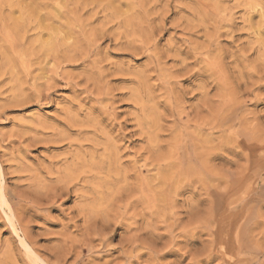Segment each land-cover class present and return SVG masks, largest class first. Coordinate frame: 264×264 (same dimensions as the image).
<instances>
[{"label":"rangeland","instance_id":"374dc122","mask_svg":"<svg viewBox=\"0 0 264 264\" xmlns=\"http://www.w3.org/2000/svg\"><path fill=\"white\" fill-rule=\"evenodd\" d=\"M99 1L101 0H42L43 5L42 7L39 8L38 12H41V13L44 12L43 14L51 13L53 15L54 13H56L55 15H57L59 12H82L84 13L82 14V17H86V18L88 17V15L95 13V12L96 13L97 12H109L103 6H101L102 3ZM139 1L140 0L138 1L130 0L127 2L132 7L133 12H140L141 13L140 15L143 16V19L144 20L146 19L143 26H145L146 29L148 30L154 31L152 35L150 34L149 35L152 37V39H157V40H151L150 39L151 37L149 38L147 35L145 36V37H148L149 41L150 40L152 42L155 41L154 43L152 42L149 43L148 41V43L152 45L148 46L149 48L147 52L144 50H140V51L136 50L134 53V50L132 48H128V47L120 45L119 40L115 41L114 39H117L116 34L122 29L117 31L116 28L113 29V27L110 28L109 30L107 29L106 31H104V33L102 34L103 35L102 37H99V38L96 37L99 43L97 44L96 42L97 40L95 39L96 40L95 45H91L95 47H92L93 49H91V46H88L87 45L88 43H86L88 39L87 38L85 39L83 34L81 33H80L81 35L78 34L79 32L78 28H74L76 32L73 35L75 36V38H77L76 40L77 42L75 41L72 42V37L75 40L73 35L69 41L71 43H77L76 44L77 47H80L78 45H81L83 43L84 45H82L80 49L82 48L84 49L85 48L84 46L86 43L87 45L86 48L90 47V51L87 54L83 55L81 59L71 62V65H69L70 63L61 64L60 70H58L57 74L54 73V71L56 70L55 69L56 65L54 64L55 62L51 58L45 59V62H43L42 58L37 59V56H34V55L31 57L32 59H31L30 74L29 76H26V77L24 73L19 74V76L15 75L16 76L15 78L14 76L11 77L9 76L7 70H4V71H7V73L5 72L6 75L5 74L2 75V72H4L3 69L5 68H2V66H0V76H1L0 77V175H2L1 178L4 179L6 189L12 195L19 197L21 200L23 199L25 203L26 202L29 203V201H34L35 203L40 204L39 206L40 208L38 207L37 210L34 209L33 207H29L24 213H20V210L17 212L18 215L16 213V215L19 218H21L20 219L21 223H24V224H21L22 226L25 227V228L23 227L24 233L27 231L25 235L27 234L26 240L28 241H26V243L28 244L27 246L28 248L24 247L20 243V239L18 238L17 234L21 235L20 234L21 232H17V234L13 232L11 224L7 220L8 216H10L7 208L0 207V264H41L42 261H45L48 264H52V263L58 264L57 260L61 261L59 262V264H74V263L76 264L78 263L79 264H130V262L131 264H222L221 260L217 256H215V254H213L214 253L213 244L215 240L216 224L212 220L213 214H212V209H210V207L212 208V205L210 203L211 202L210 197L208 198V195L206 193L207 190L205 189L206 187L203 188L204 182H206L204 180L205 179L209 180L207 176L208 174L204 173L205 171L203 172L201 171L202 173L201 178H204L205 176V179H199L200 174L198 173V171L196 172L194 171L193 172L194 174L193 173L192 174L195 176H199L197 179H195L196 177L189 176V177H186V179L184 178L183 181L180 180L182 181V183H180V181L178 183L176 180V182L179 184L178 187L180 185L182 187L179 189L176 188L177 191L181 189L180 192H177L176 190L175 191L172 190L171 185H169V183L173 182V180H169V177H168V185L167 183L165 185L169 186V188L167 187V189L171 188L170 190H172L173 192L167 189L165 190L161 188V190L167 191L166 193L164 191L161 192L162 194L165 193L162 195V197L165 196L167 198L165 199L161 198L160 201L164 199V202L162 201L163 203L159 201L160 198L158 199V202L157 200H155L156 203L153 202L154 205L152 204L153 208L151 206L150 211L145 209L146 207L141 205V203L140 205L139 203H136L137 202L135 201V199L137 200L136 196H135L136 198L131 199L132 201L129 200V203H128V201H126L128 200V198L127 199L125 198L127 196L123 195V197H121L120 200L119 199L117 200L119 203L112 201L110 204V202L107 200L109 191L106 189V186H104L103 184H100L99 186V188L101 189L100 191V189L98 188V181L95 179L92 180V178L91 179L89 178L90 180L88 179L86 184H84V189L81 186H77L76 188L72 189V192L70 191V193H67L66 196H64L65 195L64 194L63 197H59V198L58 197L44 198V195L46 194L48 195V193H51L53 191L55 184L53 183L51 179L55 177V169L57 168L62 169V163H63L65 156L69 158L71 154L79 152L80 150L88 151V148L91 144H87V143L88 142L93 143L92 140L90 141V140H85L82 137H77L78 136L76 135V133H78L77 131L83 128L86 129L84 127L86 124L83 125L82 128L72 126L69 123V117L72 115H73L72 117L77 120L78 119L82 120L84 116H86V118H89V119L90 118L95 119L99 117L100 118L99 121L102 120L103 123L101 122L98 125V124L89 122L87 123V125L89 124L88 125L89 128L90 127L92 128L94 125H97L98 128H101V127L103 128L105 126L104 131L108 134V139L110 141L112 139L114 143H117L119 145V147L118 145L116 146H117V149L119 148L118 150H120L119 151L120 162L122 166L127 168L128 170L133 168L132 165L133 166L136 165V167H139V169L141 170L142 169L141 166L144 164L143 158L144 159L147 158V155L149 154L148 151H152L155 154H158L159 153L158 151L160 152L162 151L163 153L162 154L159 153V154L164 155L167 152L166 146L169 143H171L173 139L175 138V135L177 134L181 123L188 122L191 128H193L194 126L195 129L196 128L198 129L199 126L200 128H208L207 126H203L202 122L204 123V125L205 124L208 125L209 123H211L213 113L217 112V109H218V113L219 112H221L222 114L223 112L227 113L225 111L226 108L223 106L220 100V95L221 94L223 95V91H224V90H221L222 93L220 92L221 86L219 87V84L221 85L220 83L221 77L223 78L226 77L225 83L230 81L229 83H227L228 87L233 82L230 87L231 89L233 87L236 88V89L233 88L232 90H230V88L229 90L227 89L228 93L229 91H232L230 93L233 94L235 93V91L233 90L238 89L236 92H239V93H236V96L234 94V102L240 101V99L241 101H245V103L242 102L243 105L242 103H240L241 102L240 101L237 104L239 107L236 106L237 108H239V110L242 109V111H244V112L242 111L239 112V116H237V118L241 120L243 117L245 118V120L246 118H249L247 119V121L248 122L250 120L252 121V123L251 121L249 122V127L251 126L250 129L253 128V131L258 128L256 127L258 126L257 124L260 125L261 123L262 125L261 129L264 126V69H263L264 68V49H263L264 46L262 47V44L264 45V0H167V1L166 0H141L142 1V2L140 1L141 3ZM27 2H29V0H27ZM0 7H1L0 12L2 13V15L0 13V20H2L3 22L6 21L4 22V24L6 23L5 25L9 23L7 25V27L9 26L7 30L13 33L12 34L13 36H16L17 38L18 36H21V38L24 37L25 43L23 44L25 47H28L31 41L36 38L37 31L33 29H28V28L25 29L24 27H22L21 24L23 23V21L26 20L25 19L26 17L24 18L25 20L19 19L21 18V16L19 15L18 12H16L17 14L14 13L12 17L15 22L21 23L20 24L21 26L19 28H16V30L15 28L13 29L14 26L12 25V22L7 21L8 16H9L8 7L6 5L3 6V4L0 5ZM120 10L121 12H126L127 8L124 5H122ZM146 14L148 17L146 16ZM163 14H165L164 15L165 18L162 17ZM160 15L162 16L160 17ZM207 15H210V17ZM99 17L102 18V15H100ZM149 17L151 18V20ZM161 18L163 19V22L161 21L162 24L158 21V20H161ZM83 19L85 20V18ZM2 21L1 23H3ZM1 23H0L1 25L0 27H2ZM94 23H92L94 26L90 24L92 26L89 25L87 29L90 27L98 28ZM101 24L102 23H100L99 21L98 25L100 26ZM111 25L109 27H111ZM53 26H58V24L53 25ZM149 26H151V28ZM189 29L191 31H189ZM32 30L33 32H35L34 34L32 33ZM114 30H116L115 31L116 33L114 32ZM148 30L147 32H149ZM16 31L18 34H16ZM25 31H27L28 33L26 32L27 33L26 34ZM108 31H110L111 34L113 33L114 34L111 35L109 33L110 35H108L107 34ZM160 31L161 33H159ZM22 33H25V34L23 35ZM79 35L81 36L80 38L78 37ZM107 35L110 37H108ZM153 35L155 36V38ZM113 36L114 38H112ZM108 38L110 39L112 38V39L110 40ZM81 39L84 40L85 43ZM113 40L115 41L114 43L115 45L113 44L114 42ZM80 41L82 42L80 43ZM78 42L80 44H78ZM150 46L152 48H150ZM115 47L117 49L122 47V49L120 48L121 50L119 49L120 51L119 52L118 50H116ZM131 50H133V53ZM97 51L99 54L97 53ZM20 52L17 53L18 55L16 54L17 57H19L22 54V52H24V50ZM131 54L133 56H131ZM38 55H41V54H38ZM98 55L100 56L99 58L103 60V62L102 60H100L101 62L98 60L99 59ZM195 55H196V59L194 58ZM154 57H156L155 58L156 60L154 59ZM49 60L50 62L51 60L53 61L52 64L54 66L50 64V62H48ZM41 61L45 63V65ZM35 62L37 63V67L32 66V65L36 66ZM39 62L41 63V65L39 64ZM100 63H103V64L100 65ZM157 63L160 64L161 66L160 65L157 66L158 65ZM260 63H261V67L258 68V65H260ZM127 65H129L130 68ZM210 65H213V68L217 71L214 77H216V75L218 76V79L216 77V80H217L216 84H218V86L214 84L213 81H211V79L208 78L211 72H214V73L216 72L215 70L209 72L210 70L213 69L212 66ZM107 66H110V67H107ZM209 66L212 69H210ZM220 66L223 70L220 68ZM40 67H43L44 70H46L45 68L48 67V69H50V71L47 69V71H49L48 73L49 75L47 74L46 71L44 70L41 71ZM255 67L258 69H256ZM105 68L109 70H113V69L114 70L113 72L108 70L109 71L108 72V71H105L106 70ZM208 69L210 70L208 71ZM177 71L179 72L185 71V72H182L183 74L182 76V74L180 75V73ZM205 71H207L208 74H206ZM239 72L243 74L241 75ZM115 73L116 75H114ZM117 73L118 74L121 73L120 76L117 75ZM247 73L249 75L251 74L253 75L254 73V76L252 77V76L246 75ZM256 73L257 75L259 73V76H262V77H258L257 75H255ZM129 74L130 75L132 74L133 77L129 76ZM148 74L150 75L148 76ZM35 75L36 76L38 75L37 76L38 79L36 80L33 79ZM42 75L44 76L42 77ZM121 75L123 77H121ZM226 75H228L229 77ZM134 76H136V78H134ZM140 77L142 80L140 79ZM145 77L147 78V83L145 82L146 80ZM170 77H172V79ZM250 77L252 80L250 79ZM256 77L258 78L259 82H257L258 80L255 79ZM52 78L56 82V84L52 80ZM259 78H261L262 80ZM48 80L49 81L51 80L50 81L51 83L48 82ZM142 81L145 82V85L147 84L148 87L147 85L144 86V83H142ZM34 82L35 83L38 82L36 83L37 88H34L35 86ZM91 82L94 84L95 82H99L98 85L100 84L101 86L103 84L102 86L103 89L99 88V86H97V88L93 86L94 88H96L95 90H98L97 94H94L96 92H94V88H92L93 84H91ZM45 83H47V85ZM121 83H124V84H121ZM252 83H254L255 85H252ZM20 86L22 88H20ZM248 86H250V89L248 88ZM89 87L91 88L90 90H92L91 93H89V91H86ZM111 87L113 89H111ZM143 87H146L145 90ZM201 87L204 89H201ZM208 87L210 88L208 89ZM38 89L41 91V93L44 91L42 93V95L44 96L42 97V99L37 98L35 95L36 94L35 92H37ZM104 89L106 90L105 93L103 92ZM99 90L101 93L99 92ZM206 90H209V91L207 92ZM242 91L244 92V94ZM98 92L100 94L102 93L106 94L108 92L110 94L111 93L113 94L111 95L106 94L107 97L103 96L102 94V96L101 97L99 96L100 98H98L97 97ZM206 92L208 96L206 95ZM14 93L15 95H13ZM225 93H227V91ZM92 94L96 95L95 97H97L98 99L103 98L102 101L97 102L96 100L97 98L94 99L95 97ZM45 95L47 97H45ZM109 95L111 97H108ZM115 95L117 97H115ZM237 95H239V98H237L238 97ZM24 96L25 97L27 96L26 99L28 100H26ZM13 97H15V99H12ZM122 97L123 99L125 98L126 102L122 101L123 99L121 100ZM208 97L211 100L208 99ZM89 98H91L92 100L94 99V101H92ZM113 98H114V101L111 102ZM104 99H107L109 101L105 100L104 102ZM207 99L209 100V102L207 101ZM128 100L131 102H128ZM13 101H17L18 104L17 102L13 103ZM90 101L94 102V104L91 103ZM119 101L120 102L122 101V103H120ZM102 102L105 103L104 104L105 106H108L107 108H105V106L104 107L102 106L103 109L105 108L104 109L105 111L103 110L104 112L103 111L101 112L102 110L101 105L103 104H100V103ZM79 103H81L80 104L81 106L79 105ZM113 103H115L114 104L115 106L113 105ZM208 103L210 105H208ZM92 104L94 106H92ZM110 104L113 105L114 108L113 107L110 108L111 107ZM138 104H141V105L138 106ZM220 105L222 106V108L224 107L225 109L224 108L222 109ZM211 106L213 108L214 106L217 107V108H214L216 109V111L213 108H211ZM219 107L222 111L219 110ZM77 108L79 110L78 111L79 113L77 112ZM71 109H73L74 111L73 110L71 111ZM111 109L114 110V112H112ZM136 110L138 114L136 113ZM85 111L88 112V115L90 117H88V115H85L87 114ZM115 111H117L116 112V114H118L117 116H115L116 115ZM67 112H68V115H67ZM89 113L93 114V116ZM150 114H151V117H153V119L149 118ZM131 115L132 116L134 115V117H132ZM142 116H144L145 118ZM137 118H139L142 121L137 120ZM115 120H118L121 123V125L120 124L118 125L117 123L119 122H115ZM131 120H134V122L132 121L133 124L131 123ZM196 120L199 126L196 125ZM65 121H67V123L69 124L65 123ZM137 121L140 122L141 127H143L141 128L142 130L140 129V127H137ZM247 121L245 122L248 123ZM40 123H43L44 127L38 128V125L39 126L42 125ZM250 123L253 125H251ZM102 124L103 126H101ZM111 124L112 125L114 124V125L112 126ZM171 124H172V127H174V129L171 127ZM148 125L149 127L150 125L152 126L150 130L148 128ZM88 126L86 127L88 128ZM194 128L191 129L190 131L193 132ZM197 129L194 133L198 134V136H196L195 138L198 137L197 138L198 140L196 139V141L197 143L199 142L200 147L203 146V144H205L206 142L212 141V140H213V144L216 143V145H218L221 143L220 140L224 142L225 140H223V138L225 139L227 138L226 135L222 134L220 131L213 133V135H210L209 137L207 132H204V131L199 132V130ZM259 130H256V131L259 132ZM262 130L260 132H262ZM63 131L65 132L63 133ZM89 131L91 130L89 129ZM112 131H114L115 133ZM118 131H121V132H118ZM122 131H125V133ZM142 131L146 132L147 135H149V133H152V135L155 133L156 136H159L157 137L158 140L157 138H156L157 141L155 140L156 145H158L159 143L158 145L159 148L155 146L153 150H150L151 146H150V143L148 142L149 137L146 136V134ZM141 132L143 133L142 135H140ZM30 133H33V134H30ZM52 133L59 134V137L62 136V134L66 135V133H68V136L70 134L71 139H75L77 137L78 139L81 138L82 140L80 139L81 142L78 145L77 143H75V142H78L76 141L78 140L76 138L73 141L74 144H72V140L69 139L68 136L66 135L64 137H66L67 140L69 139V142L71 145L69 144L68 141L65 140L64 137L62 138L60 137L59 140L61 141V143H59L60 142L58 140L59 137L53 140L54 142L57 141L56 143H54L52 140L48 139L50 134ZM113 133L114 134L117 133V134L112 136ZM129 133L130 134L132 133L131 135L133 136H131ZM135 134H137V136H135ZM260 134L262 135V137L261 135H258L259 138L261 139L260 142L261 143L263 142L264 144V139H262L264 138V133L263 134L260 133ZM121 135L123 136L121 137ZM90 136L91 135L89 134V137ZM220 136L222 137L220 138ZM116 137L117 138L119 137V138L116 140ZM138 137L139 138L141 137V138L139 139ZM96 138L94 139L95 142H98V143L105 142V139L103 136L101 137V139L100 137L97 139ZM206 139L207 140L209 139V140L207 141ZM40 140L43 142H41ZM200 141H202L203 143ZM82 142H84L83 143L84 145H82ZM226 145H229V144H226ZM222 146L223 145H220L219 147L222 148ZM138 148L141 149V151ZM220 148L217 150H220ZM226 148L227 146L224 149H221L219 153L215 151V153L219 155L220 159L217 158L212 162V165H214L213 168L215 167L214 170H217L215 172L218 175L215 174L214 171L212 172V174L214 173V176L217 175L216 180L218 179L219 180L218 182H220L222 178H224L225 180L226 179L225 177H227V175L233 176L234 174L239 173L238 171L236 172L237 169L240 171V168L238 167H243L241 165L246 164L243 159L240 160L239 158L237 159V157L232 158L231 155L227 157V154H225ZM232 148L234 149V146H232ZM237 150L235 147V151ZM137 151H140V152H137ZM206 151L207 149L203 151L201 150V152H206ZM227 159H228V162L230 160L229 163L227 162ZM234 159H237V161ZM135 160L137 161V163ZM258 161L263 162L264 156L259 157ZM239 162L243 164H240ZM204 164L205 166H207L206 163ZM153 169L154 168H150V167L149 169H147L148 170L147 176H149L150 179L152 178V176H155L157 174L156 173L157 170L156 169L153 170ZM34 176L37 179L35 181L40 182L41 187L43 188L39 187L35 189V187L31 186V183H32L31 181L34 180L33 179ZM158 176L162 177L163 179L164 175L162 176L158 175ZM158 176L156 175V178H158ZM100 177L105 178V175H99V178ZM218 177L221 179H219ZM263 178H264V173H261L260 175L256 177L255 180L260 181ZM162 179H160V181ZM194 179L196 180V182ZM193 180L195 182V183L193 182L195 185H190L192 184L191 182ZM198 180L200 183H202L203 186L198 182ZM201 180L204 182H202ZM41 181L44 182V184ZM223 181L221 182L223 183ZM176 182L174 184H177ZM162 183L163 181L161 182V184ZM207 183L205 184L207 185ZM92 184H94L95 186H92ZM153 184L155 185V187H157L155 188V190H158L159 187L156 185L159 183H157V181H154ZM171 184H172V187L174 188L175 185L173 186V183ZM224 184H220V187L225 188L224 191H226L227 186L226 184L225 185ZM175 187H177V185ZM163 188H166V186H163ZM40 189L42 190V192H40L41 191ZM220 189L222 190V188ZM242 189L241 191L238 190L237 192L234 190L231 193V195L234 194V192L236 193L237 196L239 195L244 196L248 194L249 189L247 185L245 187H242ZM34 190L35 191L37 190V192H34ZM155 190H154V193H157ZM160 191H158V193ZM74 192L76 194L78 193V195H76ZM169 192L172 194L174 193L177 196L171 194V196H175V197H171L169 196ZM238 192H242V193L240 194ZM37 193L44 194L42 195L43 196L42 198L44 199L39 198L37 196ZM159 194L158 195L156 194L157 196L156 199L160 196ZM208 194L210 195L209 192ZM236 195L235 196L233 195V197H236L238 199V200H235L237 203V201H240V199L243 197L239 196L240 198H238ZM80 196H83V197H80ZM256 196L257 195H255L254 197ZM86 197L87 199H85ZM100 197H102V200ZM25 198H28V199L25 200ZM171 198L172 199L174 198L173 201ZM234 199L232 200L233 202H235ZM12 201L15 203V202H18V199L13 198ZM78 201H81V203ZM165 201L166 203H169L168 207H166ZM259 201H258L259 204L258 203L257 204L260 207L258 205H255L256 203H252L251 205L255 206L254 210L256 211L254 212L256 213L254 214L255 216L256 214H258L256 216L257 218H259L257 221H260L259 222L260 226L259 228L255 230L254 233H255L256 238L262 240V236H263L262 232L264 231V219H263L264 218V205H263L264 199L259 200ZM132 202L133 204H131ZM208 202L210 203V206ZM99 203H100V206L98 207L97 204ZM260 203H263V204L260 205ZM171 204L173 205L170 208L169 205ZM243 204L244 202L242 203V201L236 204L237 206L236 212L241 210ZM115 205L119 207V209L116 208ZM124 206H126V208H124ZM81 208H84V213H88V211L90 212L89 214L90 220L89 222H87V224L84 223L83 220L81 219L82 218V213L80 212ZM105 208L107 210H105ZM115 208L117 209L116 212L118 213L114 212ZM143 208L145 209V211ZM96 215H97V218H96ZM100 216L103 222H107L108 223L107 226H109V229L108 227H106V229L103 232L104 235L106 234L107 236L110 234V236H108V238L110 239L109 240L110 244L108 247H104L105 249L104 248L102 249V247L99 246V241L96 240L97 238L95 236L88 235V233L90 232L91 226L93 228V227H98L100 225L102 221ZM76 217H78L79 219ZM90 221L93 223H91ZM80 224L81 226H79ZM262 225H263V228H262ZM89 238H92L91 242L88 241ZM129 239H132L131 242L132 241L134 242H132L130 246L129 244L127 246L126 244L129 243ZM87 244L88 246L90 245L89 247L91 248L93 247V249L95 250L92 249L93 251L92 250L88 251ZM72 245L73 247H70ZM109 247L112 249L111 251L110 249H108ZM120 248H123V250L124 249L125 250L122 251L121 253ZM261 248H262V245H261ZM263 248H264V245H263ZM65 249L67 251L69 250V252L71 251L72 252L71 253L68 252L69 253L68 255ZM81 249L83 250L81 251ZM126 249L127 251L132 250L133 251V252L131 251L132 254L126 253L127 252ZM106 252L109 254L106 255L107 254ZM124 254L125 255L127 254V257H124ZM212 255L215 256V257L213 256L214 259L212 258ZM76 257L78 261L75 262L74 260L76 259ZM128 257H130L131 260ZM207 257H209L210 259ZM61 259L62 260L64 259L65 261L64 260L62 261ZM127 260H129L128 261L129 263H127Z\"/></svg>","mask_w":264,"mask_h":264},{"label":"bare ground","instance_id":"6f19581e","mask_svg":"<svg viewBox=\"0 0 264 264\" xmlns=\"http://www.w3.org/2000/svg\"><path fill=\"white\" fill-rule=\"evenodd\" d=\"M102 1H104V2H102ZM127 1H130V0H101V1H99V2H101L102 3V5L101 6H103L106 10H108L109 12H95V13H92V14H90V15H88V17L86 18V17H82V14H84V13H82V12H57L58 14L57 15H55L56 13H54V15L53 14H51V13H47V14H43V13H41V12H38V10H39V8L40 7H42V5H43V2H42V0H29V2H27V0H0V5H2L3 4V6H7L8 7V9H9V16H8V19H7V21H11L12 22V25L14 26L13 27V29L15 28V30H16V28H19L21 25H22V27H24L25 29L26 28H28V29H33V30H35V31H37L36 33H37V35H36V38L34 39V40H30L31 41V43L28 45V47H25L24 46V44L23 43H25L24 42V37H22L21 38V36H18V38L16 37V36H13L12 34L13 33H11L9 30H7L8 29V27H7V25L9 24L8 22V24L7 25H5L4 24V22H6V21H2V20H0V23H1V21L3 22V23H1L2 24V27H0V38H1V40L0 41H2V42H0L1 43V45H0V56H1V65L0 66H2V68H5V69H3V71L4 70H7L8 71V74H9V76H11V77H13L14 76V78L16 77L15 75H17V76H19V74H21V73H24L25 74V77L26 76H29V74H30V67H31V57L34 55V56H37V59H40V58H42V61L43 62H45V59H48V58H51L55 63V71H54V73H58V70H60V65L61 64H66V63H70L69 65H71V62H73V61H77V60H79V59H81L82 58V56L83 55H85V54H87L89 51H90V47H88V48H86V46L88 45V46H91V45H95V43L97 42V44L99 43V41L97 40V38H99V37H102L103 35V33H104V31H106L107 29L109 30L110 28H112L113 27V29H115L116 28V30L117 31H119V30H121V31H119L116 35V37H117V39H114L115 41L116 40H119V42H120V45H122V46H125V47H128V48H132L133 50H134V53H135V51L136 50H144V51H148V46L149 45H152V44H149L150 42H152L151 40H157V39H152V37L150 36V35H152V33L154 32L153 30H148V29H146V27L145 26H143V24L145 23V20L143 19V16H141L140 14V12H133V9H132V7L130 6V4L127 2ZM138 1V0H137ZM141 1V0H140ZM139 1V2H140ZM167 1V0H166ZM142 2V1H141ZM140 2V3H141ZM144 2V1H143ZM101 3H99V4H101ZM104 3H105V5H104ZM122 5H124L126 8H127V10H126V12H121V10H120V8H121V6ZM140 5V4H139ZM6 7V8H7ZM1 8V7H0ZM103 11V10H102ZM5 12H6V10H5ZM16 12H18L19 13V15L21 16V18H19V19H24L25 17V21H23V23L21 24V23H18V22H15L14 21V19H13V14L14 13H16ZM1 13V12H0ZM40 13V14H39ZM17 14V13H16ZM102 15V18H100L99 16L100 15ZM166 14V13H165ZM165 14H163V16L162 15H160V17L162 16L163 18H165L164 17V15ZM1 15H2V13H1ZM6 15V14H5ZM211 15V14H210ZM210 15H207V16H209L210 17ZM213 15H215V14H213ZM87 16V15H86ZM146 16H147V14H146ZM145 17V16H144ZM148 17V16H147ZM206 17V16H205ZM83 18H85V20L83 19ZM150 18V17H149ZM212 18V17H211ZM2 19V18H1ZM4 20V19H3ZM17 20V19H16ZM150 20H151V18H150ZM208 20V19H207ZM99 21H100V23H102L100 26L98 25V23H99ZM148 21V20H147ZM160 23H161V21L163 22V19L161 18V20H158ZM95 22V23H94ZM98 22V23H97ZM150 22V21H149ZM152 22V21H151ZM53 23H55V24H53ZM58 24V26H53V25H57ZM92 23H94L98 28H94V27H90V28H88L87 29V27H89V25L90 24H92ZM177 23V22H176ZM21 24V25H20ZM112 24V25H111ZM162 24V23H161ZM179 24H181V23H179ZM12 25H11V27H12ZM93 25V24H92ZM92 25H90V26H92ZM111 25V27H109ZM145 25H147V24H145ZM151 25V24H150ZM1 26V25H0ZM94 26V25H93ZM95 26V27H96ZM163 26V25H162ZM179 26V25H178ZM10 27V28H11ZM109 27V28H108ZM150 28H151V26H149ZM74 28H78V34H83V36H84V38L86 39H88L87 41H86V43H88L87 45H86V43H85V41L84 40H82V41H84V43H85V48L83 49H80L81 48V46L82 45H84L83 43L81 44V45H78V46H80V47H77V43H71L69 40L71 39V37H72V35L76 32L75 30H74ZM155 28H156V26H155ZM161 28V27H160ZM164 28V27H163ZM182 28V27H181ZM186 28V27H185ZM190 28V27H189ZM14 30V31H15ZM33 30H32V33L34 34L35 32H33ZM62 30H64V31H62ZM112 30V29H111ZM110 30V31H111ZM116 30H114V32L116 31ZM147 30L149 31V32H147ZM160 30V29H159ZM28 31V30H27ZM27 31H25V33L27 32ZM30 31V30H29ZM110 31H108V35H110L111 34V32ZM158 31V30H157ZM183 31H184V29H183ZM189 31H191L190 29H189ZM145 32V33H144ZM25 33H22L23 35L25 34ZM28 33V32H27ZM26 33V34H27ZM110 33V34H109ZM112 33H113V31H112ZM116 33V32H115ZM158 33V32H157ZM159 33H161V31L159 32ZM16 34H18L17 33V31H16ZM21 34V35H22ZM80 34V35H81ZM114 34V33H113ZM113 34H111V35H113ZM150 34V35H149ZM156 34V33H155ZM78 36L79 38L81 37V36ZM101 35V36H100ZM107 35V36H108ZM148 36L151 40L149 41V39H148V37H145V36ZM26 36V35H25ZM74 36V35H73ZM106 36V37H107ZM154 36V35H153ZM77 37V36H76ZM97 37V38H96ZM108 37H110V36H108ZM22 40H21V39ZM74 38H75V36H74ZM90 38V39H89ZM92 38V39H91ZM104 38V37H103ZM103 38H101V39H103ZM112 38H114V36L112 37ZM111 38V39H112ZM154 38H155V36H154ZM97 41H96V40ZM100 39V40H101ZM108 39H110V38H108ZM110 39V40H111ZM29 40V39H28ZM77 40V38H75V40L73 39V37H72V42L73 41H75V42H77L76 41ZM105 40V39H104ZM113 40V41H114ZM82 41H80V43L82 42ZM96 41V42H95ZM115 41L113 42V44L115 43ZM148 41H149V43H148ZM109 42V41H108ZM118 42V41H117ZM116 42V43H117ZM155 42V41H154ZM154 42H152V43H154ZM3 43V44H2ZM79 42H78V44H80ZM212 43H214V42H212ZM118 44V43H117ZM116 44V45H117ZM115 45V44H114ZM113 45V46H114ZM212 45V44H211ZM119 46V45H118ZM155 46V45H154ZM264 45L262 44V47H263ZM92 47H95V46H91V49H93ZM117 47V46H116ZM115 47V48H116ZM156 47V46H155ZM194 47V46H193ZM121 49H122V47H120ZM120 48H116V50H118L119 51V49ZM124 48V47H123ZM150 48H152L151 46H150ZM158 48V47H157ZM120 49V50H121ZM263 49H264V47H263ZM22 50H24V52H22V56H21V58H20V56L19 57H17L16 56V54L18 53V52H20V51H22ZM126 50V49H125ZM128 50V49H127ZM133 50H131L132 51V53H133ZM155 50V49H154ZM157 50V49H156ZM150 51V50H149ZM206 51H208V50H206ZM120 52V51H119ZM122 52V51H121ZM153 52V51H152ZM21 53V52H20ZM91 53V52H90ZM97 53H98V51H97ZM131 53V52H130ZM137 53V52H136ZM201 53V52H200ZM211 53V52H210ZM209 53V54H210ZM38 54H41V55H38ZM99 54V53H98ZM139 54V53H138ZM148 54V53H147ZM154 54V53H153ZM158 54V53H157ZM205 54V53H204ZM212 54H213V52H212ZM211 54V55H212ZM18 55V54H17ZM140 55V54H139ZM161 55V54H160ZM263 55V54H262ZM131 56H133L132 54H131ZM138 56V55H137ZM144 56H146V55H144ZM153 56V55H152ZM208 56V55H207ZM206 56V57H207ZM100 56L98 55V58H99ZM122 57V56H121ZM156 57H154V59H155ZM194 58L196 59V55L194 56ZM201 58V57H200ZM36 59V60H37ZM192 59V58H191ZM51 60V62H50V60L48 61V62H50V64H52V61ZM99 61L100 60H102V59H98ZM106 60V59H105ZM152 60V59H151ZM156 60V59H155ZM193 60V59H192ZM192 60H190V61H192ZM207 60H208V58H207ZM35 61V60H34ZM41 61V62H42ZM149 61V60H148ZM263 61V60H262ZM37 62V61H36ZM35 62V63H36ZM42 62V63H43ZM101 62V61H100ZM102 62H103V60H102ZM156 62H158V61H156ZM160 62H162V61H160ZM184 62V61H183ZM196 62V61H195ZM201 62V61H200ZM258 62V61H257ZM34 63V62H33ZM38 63V62H37ZM37 63H36V66L35 65H32V66H34V67H37ZM77 63V62H76ZM216 63V62H215ZM236 63V62H235ZM250 63V62H249ZM39 64L41 65V63L39 62ZM44 65H45V63H43ZM48 64V63H47ZM101 64H103V63H100V65ZM115 64V63H114ZM113 64V65H114ZM119 64V63H118ZM122 64V63H121ZM152 64V63H151ZM158 64V63H157ZM203 64V63H202ZM242 64V63H241ZM255 64V63H254ZM53 65V64H52ZM99 65V66H100ZM112 65V64H111ZM160 64H158L157 66H159ZM183 65V64H182ZM186 65V64H185ZM199 65V64H198ZM237 65V64H236ZM257 65V64H256ZM255 65V66H256ZM46 66H48V65H46ZM54 66V65H53ZM52 66V67H53ZM66 66V65H65ZM128 67H129V65H127ZM161 66V65H160ZM201 66V65H200ZM210 66H212V68H213V65H210ZM210 66H209V68H210ZM218 66V65H217ZM251 66H252V64H251ZM263 66V65H262ZM44 67V66H43ZM43 67H40V70L41 71H43L44 70V68ZM50 67H51V65H50ZM49 67V68H50ZM64 67V66H63ZM107 67H110V66H107ZM155 67V66H154ZM199 67V66H198ZM236 67V66H235ZM243 67V66H242ZM261 67V63H260V65H258V68H260ZM39 68V67H38ZM130 68V67H129ZM149 68V67H148ZM147 68V69H148ZM180 68V67H179ZM188 68V67H187ZM212 68H210V69H212ZM215 68H216V66H215ZM218 68V67H217ZM220 68H221V66H220ZM253 68V67H252ZM256 68V67H255ZM258 68H256V69H258ZM46 70H44V71H46L47 72V74L49 73V71H50V69H48V67H46L45 68ZM47 69L49 70V71H47ZM103 69H104V67H103ZM106 70L105 71H108L109 69H107V68H105ZM116 69V68H115ZM156 69V68H155ZM154 69V70H155ZM194 69V68H193ZM210 69H208V71L210 70ZM219 69V68H218ZM222 69V68H221ZM264 69V68H263ZM2 70V69H1ZM114 70V69H113ZM113 70H109V71H112L113 72ZM120 70V69H119ZM131 70V69H130ZM150 70V69H149ZM188 70V69H187ZM192 70V69H191ZM202 70V69H201ZM207 70V69H206ZM213 70H215L214 68L212 69V70H210L209 72H211V71H213ZM223 70V69H222ZM243 70V69H242ZM247 70H248V68H247ZM255 70V69H254ZM261 70V69H260ZM7 71H4V72H2V75L3 74H5V72L7 73ZM102 71H104V70H102ZM108 71V72H109ZM186 71V70H185ZM185 71H182V72H185ZM193 71V70H192ZM216 71V70H215ZM258 71V70H257ZM256 71V72H257ZM90 72V71H89ZM95 72V71H94ZM93 72V73H94ZM118 72H120V71H118ZM143 72V71H142ZM147 72V71H146ZM145 72V73H146ZM177 72H179V71H177ZM182 72H179L180 73V75L182 74ZM188 72V71H187ZM218 72H220V71H218ZM222 72V71H221ZM254 72V71H253ZM44 73V72H43ZM107 73V72H106ZM124 73V72H123ZM191 73V72H190ZM205 73L206 74H208L207 73V71H205ZM217 73V71L214 73V72H211V74L208 76V78L209 79H211V81H213V83L214 84H216L217 82V80H216V77H217V79H218V76L216 75V77H214L215 76V74ZM225 73V72H224ZM240 73V72H239ZM255 73V72H254ZM254 73H253V75L251 74V75H249L248 73L246 74V75H249V76H254ZM38 74V73H37ZM64 74H66V73H64ZM103 74V73H102ZM111 74V73H110ZM121 74V73H120ZM120 74H118L117 73V75H119L120 76ZM170 74V73H169ZM178 74V73H177ZM200 74V73H199ZM241 74V73H240ZM243 74V73H242ZM241 74V75H242ZM6 75V74H5ZM49 75V74H48ZM100 75V74H99ZM114 75H116V73L114 74ZM124 75V74H123ZM127 75V74H126ZM150 74H148V76H149ZM175 75V74H174ZM180 75H178V76H180ZM191 75V74H190ZM218 75H219V73H218ZM255 75H257V73L255 74ZM38 76V75H37ZM36 75L34 76V80H36V79H38V77H37ZM44 75H42V77H43ZM119 76H117V77H119ZM129 76H132V74L130 75L129 74ZM168 76V75H167ZM182 76H183V74H182ZM198 76V75H197ZM226 76H228V75H226ZM245 76V75H244ZM258 77H262V76H259V73H258V75H257ZM1 77V76H0ZM48 77V76H47ZM61 77V76H60ZM121 77H123L122 75H121ZM125 77H127V76H125ZM133 77V76H132ZM132 77H131V79H132ZM138 77V76H137ZM151 77V76H150ZM164 77V76H163ZM190 77V76H189ZM199 77H200V75H199ZM229 77V76H228ZM243 77V76H242ZM10 78V77H9ZM19 78V77H18ZM29 78V77H28ZM50 78V77H49ZM134 78H136V76H134ZM133 78V79H134ZM149 78V77H148ZM166 78H168V77H166ZM171 79H172V77H170ZM226 78V77H225ZM225 78H223V77H221V79H220V83H221V85L219 84V87H220V92H221V90H224L223 91V95L221 94L220 95V100H221V103L223 104V106L226 108H224L225 109V111L227 112V113H225V112H223V114L221 113V112H219V113H221V114H219L218 113V109H217V112H212L213 113V116H212V119H211V123H209L208 121V125H204V123L202 122V124H203V126H207L208 128H200V126L197 124V120H196V125H198L199 127H198V129L197 130H199V132L200 131H204V132H207V134L209 135V137H210V135H213V133H215V132H217V131H220L222 134H224V135H226V139L225 138H223V140H225L224 142L222 141V140H220L221 141V143L220 144H218L219 146L220 145H223L222 146V148H220L218 145H216V143L215 144H213V140L212 141H208L207 139V141L208 142H206L205 144H203V146H201L200 147V145H199V142L197 143V141H196V139L198 138H195L196 136H198V134L196 135L194 132L196 131V129L194 128V126H193V128H194V130H193V132L192 131H190L191 129H193V128H191V126H190V124L188 123V122H185V123H181L180 124V126H179V129H178V132H177V134L175 135V138L173 139V141L171 142V143H169L166 147H167V152L164 154V155H160L159 153H163L162 151L160 152V151H158L159 153V155L158 154H155V153H153L152 151H148L149 152V154L147 155V158L146 159H144L143 158V165L141 166V170L139 169V167H136V165L135 166H133L132 165V169H127V168H125V167H123L122 166V164H121V162H120V154H119V151L120 150H118L117 149V146L116 145H118L117 143H114V141L111 139V141L108 139V134L104 131V127L102 128H98L97 127V125H94L92 128L90 127L89 128V124L87 125V123H89V122H91V123H95V124H100L101 122H102V120L101 121H99L100 120V118L99 117H97V118H95V119H89V118H86V116H84V118L82 119V120H77V119H75V118H73L72 116H68L69 117V123L72 125V126H76V127H81L82 128V126L83 125H85L84 127L86 128V129H79V131H77L78 133H76V135H78L77 137H82V138H84L85 140H92L93 141V143L92 142H88L87 144H91L90 146H89V148H88V151H81L80 150V148H79V152H76V153H74V154H71L70 155V157L68 158V157H66L65 156V158H64V160H63V163H62V169H60V168H57V169H55V177L53 178V179H51L52 181H53V183L55 184L54 186V189H53V191L51 192V193H48V195L46 194V195H44V194H41V193H37V196L39 197V198H42L43 196L42 195H44V198H47V197H51V198H56V197H63V195L64 196H66V194L67 193H70V191L72 192V189H74V188H76L77 186H81L83 189H84V184H86V182H87V180L90 178H92V180L93 179H95V180H97L98 181V188H99V186H100V184H103L104 186H106V189L109 191V194H108V201L110 202V204H111V202L113 201V202H117V203H119L117 200L119 199H121V197H123V195H125V196H127V197H125L126 199L128 198V200H126V201H128V203H129V200L130 201H132L131 199L133 198H136L137 197V200L135 199V201H137L136 203H139V205H140V203H141V205H143L144 207H146L145 209H147L148 211H150V209H151V206H152V208H153V202L154 203H156V201L155 200H157V202H158V199H159V201L161 200V198H167V197H162V195L163 194H165L167 191H164V190H161V188L162 189H167V187L169 188V186H167L168 185V177H169V180H173V182H171V183H173V186L175 185H177V187H175L174 186V188L172 187V184L171 183H169V185H171V188H172V190L173 191H175L176 190V188L177 189H179V188H182L181 187V185L178 187V183H179V181L180 180H182L183 181V179L185 178L186 179V177H189V176H192V177H196L195 179H197L199 176V179H205V176H204V178H201V171L203 172V171H205L204 173H207L206 175L208 176V178H209V180H207V179H205L204 181H206V182H204V181H202V182H204V186L202 185V183H200L199 182V180H198V182L203 186V188L204 187H206L205 189L207 190V195H208V198L210 197V200H211V205H212V208L210 207V209H212V214H213V218H212V220H213V222L216 224V231H215V240H214V244H213V254H215V256H217L220 260H221V262H222V264H264V248H263V243H264V231L262 232L263 233V236H262V240L261 239H258V238H256V236H255V230L257 229V228H259V226H260V221H257L259 218H257L256 216L258 215V214H256V216H255V214L254 213H256V212H254V211H256V210H254L255 208V206H253V205H251L252 203H256L255 205H258L259 204V202H261V201H259V200H263L264 199V178L263 179H261L260 181H257V180H255L256 179V177L258 176V175H260L261 173H264V161L263 162H259L258 160H259V157H261V156H264V144H263V142L261 143L260 142V138H259V136L258 135H261L260 133H264L263 131H264V126L262 127V129H261V123H260V125L259 124H257L258 126H256V127H258L259 128V126H260V128L259 129H261L262 130V132H260L261 130H259L258 128L257 129H255L254 131H256V130H259V132H254L253 131V128L252 129H250V127H249V122L251 121H247V119H249V118H246V120H245V118L243 117L242 118V120L241 119H238L237 118V116H239V112H241L242 111V109L241 110H239V108H237V107H239L237 104L241 101V99H240V101H236V102H234V94H235V96H236V93H239V92H236L237 90H233V91H235V93H233V94H231L230 92H232V91H229V93H228V90H229V88H230V90H232L233 88H235V87H233L232 89H231V85H232V83H231V85L228 87L227 85V83H229L230 81H228L227 83H225ZM244 78V77H243ZM247 78H248V76H247ZM40 79V78H39ZM51 79V78H50ZM130 79V80H131ZM140 79H141V77H140ZM139 79V80H140ZM145 82L147 83V78L145 77ZM250 79H251V77H250ZM255 79H257L258 80V78L256 77ZM259 79H261V78H259ZM9 80V79H8ZM22 80V79H21ZM52 80H53V78H52ZM67 80V79H66ZM135 80V79H134ZM138 80V81H139ZM142 80V79H141ZM144 80V79H143ZM204 80V79H203ZM252 80V79H251ZM262 80V79H261ZM20 81V80H19ZM44 81V80H43ZM51 81V80H50ZM49 80H48V82H50ZM54 81V80H53ZM123 81V80H122ZM165 81V80H164ZM222 81V82H221ZM15 82V81H14ZM45 82V81H44ZM55 82V81H54ZM145 82H143L142 81V83H144V86H146L145 85ZM190 82V81H189ZM206 82V81H205ZM251 82V81H250ZM257 82H259V80L257 81ZM262 82V81H261ZM23 83V82H22ZM27 83V82H26ZM35 83V82H34ZM36 83H38V82H36ZM36 83L34 84L35 86H34V88H37V86H36ZM51 83V82H50ZM90 83V82H89ZM88 83V84H89ZM98 83L99 82H95V84H97V85H95L94 83H92L91 82V84H93L92 85V88H94V87H96L97 88V86H99V88H102L103 89V84H102V86L99 84L98 85ZM166 83H167V81H166ZM212 83V84H213ZM241 83V82H240ZM12 84V83H11ZM24 84V83H23ZM46 85H47V83H45ZM55 84H56V82H55ZM121 84H124V83H121ZM207 84V83H206ZM246 84V83H245ZM39 85V84H38ZM44 85V84H43ZM109 85V84H108ZM143 85V84H142ZM217 86H218V84H216ZM248 85V84H247ZM252 85H255L254 83H252ZM19 86V85H18ZM85 86H86V84H85ZM91 86V85H90ZM94 86V87H93ZM101 86V87H100ZM111 86V85H110ZM109 86V87H110ZM138 86V85H137ZM211 86V85H210ZM22 87H23V85H22ZM21 86H20V88H22ZM108 87V86H107ZM147 87H148V85H147ZM218 87V88H219ZM228 87V88H227ZM255 87V86H254ZM253 87V88H254ZM18 88V87H17ZM96 88H94V92H96V93H94V94H97V91L98 90H95ZM144 88V90H145V88L146 87H143ZM210 87H208V89H209ZM248 88L250 89V86H248ZM248 88H247V90H248ZM26 89V88H25ZM91 88L89 87L86 91H89V93H91V91L92 90H90ZM105 89H106V87H105ZM104 89V93H105V90ZM111 89H113L112 87H111ZM201 89H204V88H202L201 87ZM206 89V88H205ZM216 89V88H215ZM228 89V90H227ZM236 89V88H235ZM243 89V88H242ZM101 90V89H100ZM100 90H99V92H100ZM123 90V89H122ZM147 90H148V88H147ZM172 90V89H171ZM188 90V89H187ZM15 91V90H14ZM20 91V90H19ZM19 91H18V93H19ZM102 91V90H101ZM108 91V90H107ZM111 91H113V90H111ZM207 92L209 91V90H206ZM218 91V90H217ZM227 91V93H225ZM44 92V91H43ZM42 92V93H43ZM77 92V91H76ZM98 92V95H97V97L98 98H100L101 96H102V94H100ZM123 92V91H122ZM169 92V91H168ZM174 92V91H173ZM179 92V91H178ZM201 92H202V90H201ZM205 92V91H204ZM207 92H206V95L208 96V94H207ZM243 92V91H242ZM17 93V92H16ZM36 94V97L37 98H41L42 99V97H44L43 95H42V93H41V91L38 89L37 90V92H35ZM46 93V92H45ZM79 93H81V92H79ZM222 93V92H221ZM246 93V92H245ZM94 94H92V95H94ZM107 95L108 94H110L109 92L108 93H106ZM106 94H103V96H106ZM111 94H113V93H111ZM110 94V95H111ZM115 94V93H114ZM122 94V93H121ZM150 94H151V92H150ZM190 94V93H189ZM243 94H244V92H243ZM13 95H15V93L13 94ZM31 95V94H30ZM48 95V94H47ZM78 95V94H77ZM91 95V94H90ZM108 96V97H111V96ZM120 95V94H119ZM173 95V94H172ZM205 95V96H206ZM218 95V94H217ZM217 95H216V97H217ZM240 95V94H239ZM239 95H237L238 97L237 98H239ZM34 96V95H33ZM83 96H85V95H83ZM82 96V97H83ZM96 95H94V97H95ZM100 96V97H99ZM122 96V95H121ZM125 96V95H124ZM133 96V95H132ZM135 96V95H134ZM197 96V95H196ZM206 96V97H207ZM25 97V96H24ZM27 97V96H26ZM26 97H25V99H26ZM45 97H47L46 95H45ZM88 97V96H87ZM97 97H95L94 99H96ZM107 97V96H106ZM112 97H114V96H112ZM115 97H117L116 95H115ZM126 97V96H125ZM175 97V96H174ZM173 97V98H174ZM219 97V96H218ZM49 98V97H48ZM96 99L97 100V102H101L102 101V99ZM184 98V97H183ZM215 98V97H214ZM12 99H15V97H13ZM11 99V100H12ZM47 99V98H46ZM83 99V98H82ZM87 99V98H86ZM89 99H91V98H89ZM94 99L92 100V101H94ZM116 99V98H115ZM123 99V97L121 98V100ZM131 99V98H130ZM176 99V98H175ZM208 99H210L209 97H208ZM207 99V101L209 102V100ZM21 100H22V98H21ZM26 100H28V99H26ZM25 100V101H26ZM34 100H35V98H34ZM80 100H81V98H80ZM84 100H85V98H84ZM105 100H107V99H104V102H105ZM132 100H134V99H132ZM200 100H202V99H200ZM211 100V99H210ZM236 100H238V99H236ZM107 101H109V100H107ZM114 101V98H113V100L111 101V102H113ZM122 101H125V98L122 100ZM122 101L120 102V103H122ZM207 101H206V103H207ZM16 103L17 101H13V103ZM31 102V101H30ZM29 102V103H30ZM37 102V101H36ZM78 102H79V100H78ZM78 102H76V103H78ZM81 102V101H80ZM85 102V101H84ZM91 102V101H90ZM126 102V101H125ZM128 102H131V101H129L128 100ZM133 102V101H132ZM185 102V101H184ZM242 102H244L245 103V101H241L240 103H242ZM28 103V104H29ZM82 103V102H81ZM81 103H79V105L81 104ZM91 103H93L94 104V102H91ZM96 103V102H95ZM110 103V102H109ZM116 103V102H115ZM115 103H113V105L115 104ZM202 103V102H201ZM204 103V102H203ZM17 104H18V102H17ZM92 104V106H94ZM100 104H103V105H101V112L105 109V108H107L108 106H105L104 104L105 103H100ZM205 104V103H204ZM234 104H235V106H234ZM78 105V104H77ZM78 105V106H79ZM111 105V104H110ZM113 105H111V107L110 108H112L113 107ZM128 105V104H127ZM139 105H141V104H138V106ZM208 105H210L209 103H208ZM216 105V104H215ZM242 105H243V103H242ZM81 106V105H80ZM102 106L104 107L105 106V108L103 109L102 108ZM115 106V105H114ZM206 106H207V104H206ZM221 106V105H220ZM237 106V107H236ZM91 107V106H90ZM98 107V106H97ZM201 107H203V106H201ZM80 108V107H79ZM82 108V107H81ZM114 108V107H113ZM211 108H213L212 106H211ZM214 108H217V107H215L214 106ZM213 108V109H214ZM221 108H222V106H221ZM222 108V109H223ZM241 108V107H240ZM93 109V108H92ZM201 109V108H200ZM203 109V108H202ZM208 109V108H207ZM244 109V108H243ZM246 109V108H245ZM69 110V109H68ZM73 109H71V111H72ZM112 110V109H111ZM140 110V109H139ZM142 110V109H141ZM209 110V109H208ZM215 111H216V109H214ZM219 110L220 111H222L221 109H220V107H219ZM65 111H67V110H65ZM64 111V112H65ZM74 111V110H73ZM79 110H78V108H77V112H78ZM81 111V110H80ZM89 111H90V109H89ZM105 111V110H104ZM103 111V112H104ZM135 111V110H134ZM143 111V110H142ZM201 111H203V110H201ZM86 112V111H85ZM108 112V111H107ZM112 112H114V110H112ZM116 112L117 111H115V114H116ZM152 112V111H151ZM170 112V111H169ZM176 112H177V110H176ZM197 112V111H196ZM195 112V113H196ZM210 112V111H209ZM242 112H244V111H242ZM79 113V112H78ZM87 114H85V115H88V112H86ZM100 113V112H99ZM109 113V112H108ZM136 113H137V110H136ZM143 113V112H142ZM141 113V114H142ZM154 113V112H153ZM152 113V114H153ZM246 113V112H245ZM65 114V113H64ZM89 114H91V113H89ZM105 114H106V112H105ZM110 114V113H109ZM138 114V113H137ZM158 114V113H157ZM197 114V113H196ZM195 114V115H196ZM67 115H68V112H67ZM79 115V114H78ZM92 116H93V114H91ZM118 114H116L115 116H117ZM173 115V114H172ZM244 115V114H243ZM247 115V114H246ZM249 115V114H248ZM112 116V115H111ZM132 116V115H131ZM130 116V117H131ZM139 116V115H138ZM158 116V115H157ZM160 116V115H159ZM79 117V116H78ZM88 117H90L89 115H88ZM113 117V116H112ZM111 117V118H112ZM132 117H134V115L132 116ZM142 117H144V116H142ZM171 117V116H170ZM174 117V116H173ZM240 117H242V116H240ZM245 117H247V116H245ZM110 118V117H109ZM118 118V117H117ZM136 118V117H135ZM141 118V117H140ZM145 118V117H144ZM149 118H152L153 119V117H151V114H150V117ZM195 118H197V117H195ZM194 118V119H195ZM64 119V118H63ZM81 119V118H80ZM116 119V118H115ZM119 119V118H118ZM129 119V118H128ZM134 119V118H133ZM151 119V120H152ZM201 119V118H200ZM203 119V118H202ZM244 119V120H243ZM65 120V119H64ZM63 120V121H64ZM113 120V119H112ZM111 120V121H112ZM136 120V119H135ZM137 120H140L139 118H137ZM172 120H173V118H172ZM93 121V122H92ZM95 121V122H94ZM125 121V120H124ZM134 122V120H131V123L133 124V122ZM140 121H142V120H140ZM143 121H144V119H143ZM160 121H161V119H160ZM193 121V120H192ZM201 121V120H200ZM205 121V120H204ZM245 121H247L248 123H246ZM115 122H119L118 120H115ZM122 122V121H121ZM129 122V121H128ZM127 122V123H128ZM157 122V121H156ZM189 122H191V121H189ZM194 122V121H193ZM192 122V123H193ZM44 123V122H43ZM43 123H40V124H42L41 126H39L38 125V128L39 127H44L43 126ZM65 123H67V121H65ZM69 123H67V124H69ZM103 123V122H102ZM105 123V122H104ZM130 123V122H129ZM144 123H145V121H144ZM151 123H152V121H151ZM154 123H155V121H154ZM173 123V122H172ZM251 123H252V121H251ZM250 123V124H251ZM118 125L120 124L121 125V123L119 122V123H117ZM149 124H150V122H149ZM175 124V123H174ZM201 124V125H202ZM247 124H248V126H247ZM62 125V124H61ZM105 125V124H104ZM112 125V124H111ZM114 125V124H113ZM112 125V126H113ZM153 125V124H152ZM155 125V124H154ZM160 125V124H159ZM194 125V124H193ZM251 125H253V124H251ZM65 126V125H64ZM63 126V127H64ZM86 126H88V128L91 130V131H89V129L86 127ZM101 126H103V124L101 125ZM133 126V125H132ZM48 127V126H47ZM69 127V126H68ZM71 127V126H70ZM123 127V126H122ZM137 127H140V129L141 128H143V127H141V124H140V122H138L137 121ZM152 126L150 125V127H149V125H148V128H149V130H150V128H151ZM171 127H172V124H171ZM196 127V126H195ZM53 128V127H52ZM110 128V127H109ZM116 128V127H115ZM118 128V127H117ZM121 128V127H120ZM135 128H136V126H135ZM134 128V129H135ZM173 129H174V127H172ZM35 129H36V127H35ZM44 129V128H43ZM73 129V128H72ZM78 129V128H77ZM88 129V130H87ZM139 129V130H140ZM154 129H155V127H154ZM39 130V129H38ZM54 130V129H53ZM63 130H64V128H63ZM76 130V129H75ZM116 130H118V129H116ZM120 130V129H119ZM122 130V129H121ZM142 130V129H141ZM55 131H57V130H55ZM25 132V131H24ZM53 132V131H52ZM65 131H63V133H64ZM71 132V131H70ZM112 132H114V131H112ZM118 132H121V131H118ZM122 132H124L125 133V131H122ZM142 132H144V131H142ZM141 132V134L140 135H142L143 133ZM157 132V131H156ZM198 132V133H199ZM28 133V132H27ZM59 133V132H58ZM109 133V132H108ZM111 133V132H110ZM115 133V132H114ZM113 133V135L112 136H114V135H116V134H114ZM133 133V132H132ZM131 133V134H132ZM145 134H146V132H144ZM30 134H33V133H30ZM35 134V133H34ZM89 134L91 135L90 137H89ZM100 134V135H99ZM101 134H103V135H101ZM130 134V133H129ZM130 134V135H131ZM134 134V133H133ZM206 134V133H205ZM29 135V134H28ZM27 135V136H28ZM60 135H61V133H60ZM66 135L68 136V133H66ZM66 135H63L62 134V136H60L61 138L62 137H64V136H66ZM110 135V134H109ZM129 135V136H130ZM139 135V136H140ZM20 136V135H19ZM41 136V135H40ZM104 137V139H105V142L104 143H98V142H95L94 141V139L97 137V138H99L100 137V139H101V137ZM123 135H121V137H122ZM131 136H133V135H131ZM135 136H137V134H135ZM134 136V137H135ZM146 136H148L149 138H148V142L150 143V146H151V148H150V150H153L154 148H155V146L157 147V148H159V143H158V145H156V143H155V140H156V138L157 137H159V136H156V134L154 133L153 135H152V133H149V135H147L146 134ZM21 137V136H20ZM59 137V134H54V133H52V134H50V136H49V138L48 139H50V140H55L56 138H58ZM60 137L58 138V140L60 139ZM76 137V138H77ZM142 137V136H141ZM140 137V138H141ZM144 137V136H143ZM222 136H220V138H221ZM261 137H262V135H261ZM23 138V137H22ZM30 138V137H29ZM46 138V137H45ZM44 138V139H45ZM65 138V140L66 141H68L69 142V139H71L70 138V134H69V136H68V140L66 139V137H64ZM75 138V139H76ZM96 138V139H97ZM119 138V137H118ZM117 137H116V140L118 139ZM126 138V137H125ZM133 138V137H132ZM139 138V137H138ZM139 138V139H140ZM145 138V137H144ZM259 138V139H258ZM31 139V138H30ZM41 139V138H40ZM47 139V140H48ZM75 139H71L72 140V144H74L73 143V141L75 140ZM78 139V138H77ZM80 139L81 138H79L78 140H76V141H78V142H75V143H77L78 145H79V143L81 142L80 141ZM201 139V138H200ZM217 139V138H216ZM219 139V138H218ZM262 139H264V138H262ZM33 140V139H32ZM31 140V141H32ZM82 140V139H81ZM115 140V139H114ZM143 140H145V139H143ZM157 140H158V138H157ZM156 140V141H157ZM198 140V139H197ZM41 141V140H40ZM60 141V140H59ZM84 141V140H83ZM102 141H103V139H102ZM112 141H113V143H112ZM120 141V140H119ZM196 141V142H195ZM205 141V140H204ZM216 141V140H215ZM259 141V142H258ZM41 142H43V141H41ZM49 142V141H48ZM54 142V141H53ZM57 141H55L54 143H56ZM65 142V141H64ZM100 142V141H99ZM121 142V141H120ZM119 142V143H120ZM146 142V141H145ZM200 142H202V141H200ZM34 143V142H33ZM32 143V144H33ZM36 143V142H35ZM46 143V142H45ZM59 143H61V141L59 142ZM63 143V142H62ZM84 142H82V145H84L83 144ZM167 143V142H166ZM203 143V142H202ZM201 143V144H202ZM218 143V142H217ZM259 143H261V144H259ZM29 144V143H28ZM30 144H31V142H30ZM69 144H70V142H69ZM85 144H86V142H85ZM198 144V145H197ZM225 144V145H224ZM226 144H229V145H226ZM231 144V145H230ZM63 145V144H62ZM68 145V144H67ZM66 145V146H67ZM71 145V144H70ZM81 145V144H80ZM145 145H146V143H145ZM162 145V144H161ZM204 145H205V147H204ZM69 146V145H68ZM148 146V145H147ZM218 146V147H217ZM227 146V148H226V153L225 154H227V157H229V155H231L232 156V158L233 157H237V159L239 158L240 160L241 159H243L244 161H245V163L246 164H243V163H240V164H243V165H241V166H243V167H238V166H236V167H238V168H240V171L237 169L236 170V172L238 171L239 173H236V174H234L233 176H231V175H227V177H225V176H223V177H225L226 179L224 180V178H219V179H221L220 180V182H218L219 180L217 179L216 180V178H217V173L215 172V171H217V170H214L215 169V167L213 168V166L214 165H212V162L215 160V159H217V158H219V155L218 154H216L215 153V151L217 152V153H219L220 152V150L221 149H224L225 147ZM228 146H230V147H228ZM232 146H234V149L232 148ZM82 147V146H81ZM118 147H119V145H118ZM138 147V146H137ZM143 147V146H142ZM165 147V148H166ZM217 147V148H216ZM235 147H236V150L237 151H235ZM148 148V147H147ZM220 148V150H217V149H219ZM139 149V148H138ZM207 149V151L206 152H201V150L203 151V150H206ZM216 149V150H215ZM140 151H141V149H139ZM160 150V149H159ZM200 150V151H199ZM69 151V150H68ZM67 151V152H68ZM140 151H137V152H140ZM223 151H225V150H223ZM137 152H136V154H137ZM142 152H143V150H142ZM152 152V153H151ZM145 153V152H144ZM223 153V152H222ZM122 154V153H121ZM140 155V154H139ZM146 155V154H145ZM144 155V156H145ZM68 156V155H67ZM141 156H142V154H141ZM223 157H224V155H223ZM137 158V157H136ZM141 159H142V157H141ZM220 159V158H219ZM230 159V158H229ZM237 159H234V160H236L237 161ZM202 160V161H201ZM223 160V159H222ZM122 161V160H121ZM136 161V160H135ZM205 161V162H204ZM226 161V160H225ZM227 162H228V159H227ZM229 162H230V160H229ZM228 162V163H229ZM233 162V161H232ZM136 163H137V161H136ZM136 163H134V164H136ZM204 163H206V165L207 166H205V164ZM235 163V162H234ZM236 163H238V162H236ZM237 165V164H236ZM161 166H163V167H161ZM53 167H55V166H53ZM149 167L150 168H154V169H156L157 171H156V175L158 176V175H160V176H162V175H164L163 176V179H162V177H159L158 176V178H156V175L155 176H152V178L150 179L149 178V176H147V173H148V170L147 169H149ZM235 167V168H236ZM147 168V169H146ZM161 168V169H160ZM153 169V170H154ZM160 169V170H159ZM162 170V171H161ZM17 171V170H16ZM196 172V171H198V173L200 174L199 176H195V175H193L194 173L193 172ZM215 172V174H217V175H215L214 176V173L212 174V172ZM162 172H163V174H162ZM220 172V171H219ZM149 173H150V171H149ZM193 173V174H192ZM221 173V172H220ZM52 174V173H51ZM162 174V175H161ZM99 175H105V178H99ZM149 175V174H148ZM205 175V174H204ZM1 176L2 175H0V207L1 208H7V210H8V213H9V215L10 216H8V221H9V223L11 224V227H12V229H13V232H15V234H17V232H21L20 234L21 235H19V234H17L18 235V238L20 239V243L24 246V247H26V248H28L27 246H28V244L26 243V241H28V240H26V235H25V233H27V231L24 233V229H23V227L24 226H22L21 224H24V223H21V218H19L17 215H18V211L20 210V213H24L29 207H33L34 209H36L37 210V208L40 206V204L39 203H35L34 201H29V203H25V201L22 199H20L19 197H17V196H14V195H12L10 192H8V190L6 189V187H5V182H4V179H2L1 178ZM220 176V175H219ZM222 176V175H221ZM151 177V176H150ZM215 177V178H214ZM255 177V178H254ZM33 178V177H32ZM171 178V179H170ZM207 178V177H206ZM254 178V179H253ZM260 178V177H259ZM2 179V180H1ZM31 179V178H30ZM34 180L33 181H31L32 183H31V186L32 187H35V189H37V188H43V187H41V184H40V182H38V181H35V180H37L36 179V177L34 176V178H33ZM89 179V180H90ZM160 179H162L161 181H160ZM194 179V180H195ZM174 180H175V182H176V180H177V184H174L175 182H174ZM194 180L191 182L192 184H190V185H195L194 183L196 182V180H195V182H194ZM251 180H253V181H251ZM97 181H95V182H97ZM154 181H157V183H159V184H157L156 186H158L159 187V189L161 190H155V188H157V187H155V185L153 184V182ZM163 181V183L162 184H164V185H162L161 184V182ZM182 181H180V183H182ZM221 181H223V183L221 182ZM42 182V181H41ZM194 182V183H193ZM197 182V183H198ZM208 182V183H207ZM215 182V183H214ZM224 182H225V184H226V186H227V188H226V191H224V189L225 188H223V187H220V184H224ZM251 182V183H250ZM43 184H44V182H42ZM49 183V182H48ZM167 183V185H165ZM205 183H207V185L205 184ZM50 184H52V183H50ZM162 186H161V185ZM189 184V183H188ZM187 184V185H188ZM224 184V185H225ZM91 185V184H90ZM161 187H160V186ZM186 185V184H185ZM200 185V186H201ZM248 186V194H246V195H244V196H242V195H239L238 193H242V192H238L237 194L240 196V197H243V198H241L240 199V201H242V203L244 202V204H243V206H242V208H241V210L240 211H237L236 212V208H237V206H236V204L237 203H239L240 201H237V203H236V201L235 200H238L236 197H233V195L235 196L236 195V193L234 192V194H232L231 195V193L235 190L236 192L239 190V191H241V189H242V187H245V186ZM31 186H30V188H31ZM92 186H95L94 184H92ZM163 186H166V188H163ZM222 186V185H221ZM225 187V186H224ZM170 188V189H171ZM220 188H222V190L220 189ZM247 188V187H246ZM90 189V188H89ZM100 189V188H99ZM170 189H167V190H169V191H172V190H170ZM184 189V188H183ZM204 189V190H205ZM32 190V189H31ZM41 190V189H40ZM79 190V189H78ZM82 190V189H81ZM93 190V189H92ZM154 190L157 192V193H154ZM205 190V191H206ZM243 190V189H242ZM99 191V190H98ZM100 191H101V189H100ZM158 191H160L159 193H158ZM165 192V193H161V192ZM172 191V192H173ZM177 191V190H176ZM181 191V189L179 190V191H177V192H180ZM34 192H37V190L35 191L34 190ZM40 192H42V190L40 191ZM97 192V191H96ZM208 192L210 193V195L208 194ZM75 193V192H74ZM74 193H72V194H74ZM87 193V192H86ZM90 193V192H89ZM88 193V194H89ZM103 193V192H102ZM176 193V192H175ZM35 194V193H34ZM41 194V195H40ZM76 194V193H75ZM81 194V193H80ZM83 194V193H82ZM156 194L158 195H160L157 199H156ZM171 194L172 193H170L169 192V196H171ZM70 195V194H69ZM76 195H78V193L76 194ZM90 195V194H89ZM167 195V194H166ZM172 195H176V194H172ZM255 195H257L256 197H254ZM87 196V195H86ZM94 196V195H93ZM99 196V195H98ZM102 196V195H101ZM134 196V197H133ZM136 196V197H135ZM177 196V195H176ZM237 196V195H236ZM239 196H237L238 198H240ZM79 197V196H78ZM80 197H83V196H80ZM96 197V196H95ZM103 197V196H102ZM102 197H100L101 198V200H102ZM131 197V198H130ZM171 197H175V196H171ZM233 197V198H232ZM13 198H17L18 199V202H13L12 200H13ZM44 198H42V199H44ZM99 198V199H100ZM168 198H170V197H168ZM234 198H236V199H234ZM26 199H28V198H25V200ZM85 199H87V197L85 198ZM94 199V198H93ZM98 199V200H99ZM164 199H162V201L164 202ZM172 199V198H171ZM174 199V198H173ZM173 199H172V201H173ZM234 199V201L235 202H233L232 200ZM49 200H50V198H49ZM89 200V199H88ZM91 200V199H90ZM209 200V201H210ZM87 201V200H86ZM162 201H160V202H162ZM171 201V202H172ZM175 201V200H174ZM259 201V202H258ZM78 202H80L81 203V201H78ZM84 202V201H83ZM95 202V201H94ZM100 202V201H99ZM102 202V201H101ZM134 202V201H133ZM133 202L131 203V204H133ZM162 202V203H163ZM168 202V201H167ZM169 202H170V200H169ZM263 202V201H262ZM25 205H23V204ZM165 203H166V201H165ZM164 203V204H165ZM175 203V202H174ZM209 203V202H208ZM210 203H209V206H210ZM236 203V204H235ZM258 203V204H257ZM264 203V202H263ZM263 203H260V205L261 204H263ZM27 204H29V205H27ZM92 204V203H91ZM109 204V203H108ZM122 204V203H121ZM153 204V205H152ZM168 204L169 203H166V207H168ZM54 205V204H53ZM98 205V207L100 206V203L99 204H97ZM118 205V204H117ZM127 205V204H126ZM136 205V204H135ZM173 204H171V205H169L170 206V208H171V206H172ZM241 205V204H240ZM249 205H251V206H249ZM264 205V204H263ZM76 206V205H75ZM102 206V205H101ZM119 206V205H118ZM129 206H130V204H129ZM134 206V205H133ZM132 206V207H133ZM259 206V205H258ZM89 207H90V205H89ZM115 207L116 208H118L119 209V207H117L116 205H115ZM122 207V206H121ZM155 207V206H154ZM260 207V206H259ZM40 208V207H39ZM77 208V207H76ZM96 208V207H95ZM102 208V207H101ZM104 208V207H103ZM115 208V210H114V212L115 213H118V212H116V209ZM124 208H126V206H124ZM127 208H128V206H127ZM144 209V208H143ZM145 209H144V211H145ZM41 210V209H40ZM44 210V209H43ZM47 210V209H46ZM95 210V209H94ZM105 210H107L106 208H105ZM108 210H110V209H108ZM112 210V209H111ZM126 211V210H125ZM36 212V211H35ZM34 212V213H35ZM81 213H82V220H83V222L84 223H86L87 224V222H89V220H90V216H89V214H90V212L88 211V213H84V208H81V211H80ZM103 212V211H102ZM16 213H17V215H16ZM92 213V212H91ZM111 213H112V211H111ZM150 213V212H149ZM121 214V213H120ZM80 215V214H79ZM104 215V214H103ZM109 215V214H108ZM150 215V214H149ZM152 215V214H151ZM21 216V215H20ZM112 216H113V214H112ZM99 217V216H98ZM120 217V216H119ZM118 217V218H119ZM259 217V216H258ZM22 218H23V216H22ZM76 218H78V217H76ZM96 218H97V215H96ZM100 218H101V216H100ZM99 218V219H100ZM111 218V217H110ZM79 219V218H78ZM95 219V218H94ZM264 219V218H263ZM77 220V219H76ZM97 220V219H96ZM95 220V221H96ZM101 220H102V218H101ZM109 221V220H108ZM91 222V221H90ZM98 222H99V220H98ZM114 222V221H113ZM261 222H263V221H261ZM76 223H77V221H76ZM91 223H93V222H91ZM107 222H103V220L101 221V223H100V225L98 226V227H93L92 228V226H91V228H90V232L88 233V235H90V236H95L97 239L96 240H98L99 241V246H101L102 247V249L104 248V247H108L109 246V238H108V236H110V234L107 236L106 234L104 235V230L106 229V227H108V229H109V226H107ZM26 225V224H25ZM94 225H96V224H94ZM76 226V225H75ZM79 226H81V224L79 225ZM27 227V226H26ZM88 227V226H87ZM87 227H86V229H87ZM25 228V227H24ZM84 228V227H83ZM82 228V229H83ZM262 228H263V225H262ZM107 229V230H108ZM81 230V229H80ZM85 230V229H84ZM88 230H89V228H88ZM106 230V231H107ZM79 231V230H78ZM111 231V230H110ZM108 232V231H107ZM113 232V231H112ZM86 233V232H85ZM111 234H113V233H111ZM86 236H87V234H86ZM107 236V237H106ZM28 237V236H27ZM89 237V236H88ZM113 237H114V235H113ZM93 238V237H92ZM92 238H89V240L88 241H92ZM88 239V238H87ZM86 239V240H87ZM132 239H134V238H132ZM132 239H129V243H127L126 245L128 246V244H129V246L131 245V243L132 242H134V241H132L131 242V240ZM68 240V239H67ZM70 241V240H69ZM128 241V240H127ZM65 242V241H64ZM73 242V241H72ZM90 242H88V243H90ZM85 243V242H84ZM119 243V242H118ZM83 244V243H82ZM134 244V243H133ZM132 244V245H133ZM64 245V244H63ZM125 245V244H124ZM261 245H262V248H261ZM90 246V245H89ZM88 246V244H87V247H88V251H91L92 249H93V247L91 248V247H89ZM70 247H73V245L72 246H70ZM100 247V248H101ZM112 247V246H111ZM114 247V246H113ZM120 247V246H119ZM127 248V247H126ZM129 248V247H128ZM132 248H133V246H132ZM131 248V249H132ZM69 249V248H68ZM70 249H72V248H70ZM105 249V248H104ZM108 249H110V251L112 250L110 247L108 248ZM121 249V253H122V251H124L123 250V248H120ZM66 250V249H65ZM72 250H74V249H72ZM83 249H81V251H82ZM93 250H95V249H93ZM92 250V251H93ZM115 250V249H114ZM67 251V250H66ZM65 251V252H66ZM71 251V250H70ZM102 251V250H101ZM107 251V250H106ZM110 251H108V252H110ZM126 251H127V249H126ZM131 251L132 250H129V251H127L126 253H128V254H132L131 253ZM69 252V250L67 251V253ZM72 252V251H71ZM71 252H69V253H71ZM133 252V251H132ZM149 252V251H148ZM69 253H68V255H69ZM99 253V252H98ZM107 253V252H106ZM109 253H107L106 255H108ZM76 256V255H75ZM129 256V255H128ZM213 256L214 255H212V258H213ZM214 256V257H215ZM55 257V256H54ZM58 257H60V256H58ZM66 257V256H65ZM124 257H127V254L125 255L124 254ZM131 257V256H130ZM130 257H128V258H130ZM209 257H210V255H209ZM209 257H207V258H209ZM62 258V257H61ZM55 259V258H54ZM210 259V258H209ZM214 259V258H213ZM216 259V258H215ZM62 260V259H61ZM64 260V259H63ZM62 260V261H63ZM130 260H131V258H130ZM65 261V260H64ZM75 262L76 261H78L77 260V257H76V259L74 260ZM87 261V260H86ZM129 260H127V263H129L128 262ZM59 262H61V261H59V260H57V263L59 264ZM132 263H133V261H132ZM41 264H48V263H46L45 261H42V263ZM53 264V263H52ZM74 264H76V263H74ZM79 264V263H78ZM130 264H131V262H130Z\"/></svg>","mask_w":264,"mask_h":264}]
</instances>
